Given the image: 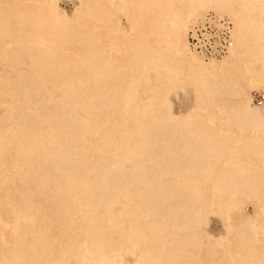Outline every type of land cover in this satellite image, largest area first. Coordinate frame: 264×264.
<instances>
[{"label":"bare ground","instance_id":"6f19581e","mask_svg":"<svg viewBox=\"0 0 264 264\" xmlns=\"http://www.w3.org/2000/svg\"><path fill=\"white\" fill-rule=\"evenodd\" d=\"M256 2L82 0L78 16H71L57 0H10L0 4V53H7L12 63L24 66L16 72V81L34 91L36 97L41 95L49 108L58 103V117L64 115L44 130L41 117L29 105V95L24 100L17 98L11 108L0 111V197L9 196L14 211L3 203L0 206L8 220L5 225L13 223L8 235L13 238V233H19L12 247L0 244V264L62 263L59 255L68 262L70 253L82 251L83 236L88 244L84 248L88 250L110 222L121 233V241L130 245V234L114 210L118 203H133L136 195L150 202L165 199L166 208L150 207L144 225L161 240L167 232L172 241L156 251L146 248L136 264H179L167 260L172 255L185 259L184 264H201L200 254L186 251V239L179 232L170 231L169 226L182 232L195 229L200 235L203 233V212L207 207L205 195L200 192L207 182L216 192L215 209L221 214L232 211L237 226L235 235L244 236L242 226L247 229L252 220L260 218L264 207V168L254 159L234 156L226 169L217 171V162L233 153V149L228 152V139L234 137L222 128L208 129L209 120L202 116L195 120L173 114L168 97L180 81L194 80L198 97L213 95L221 104L224 92L236 84L227 73L238 65L239 58L206 61L188 45V27L211 8L233 17L232 44L242 45L241 49L248 47L249 55L252 51L264 69V20L255 17ZM119 7L127 12L134 26L131 34L122 30ZM260 7L259 15L264 16V7ZM102 30L116 36L120 53L106 48ZM63 48L76 49L69 54ZM253 63H249L251 68L245 64L243 79L248 80V85L263 83L264 92V74ZM5 77L11 80L10 76ZM48 77L54 86L71 88L72 99L84 108V113L65 96L56 97L46 84ZM235 92L240 113L236 119L251 130L242 139L256 154L264 156V105L259 107L255 102V91L250 93L241 87ZM84 95L91 98L94 108L114 110L107 119L97 116L88 121L89 104ZM163 107L162 114L159 109ZM130 119L140 123L137 135L141 136L142 147L136 148L137 143L133 142L135 130L126 129ZM97 121L104 126L102 129L94 127ZM196 127L206 131L198 132ZM9 145L14 146L16 158L9 156ZM16 159L24 167L9 173L6 170ZM127 162L133 165L130 167ZM137 185L142 189L134 191L132 187ZM72 186H76L77 196L71 195ZM51 190L57 209L72 207L68 196H72L74 204H82L85 211L79 227L63 231L51 224L47 228L38 218L37 227L33 223L21 226L24 220L29 221V216L36 218L37 212H45V194ZM88 193L93 194L92 198H88ZM248 203L252 204L253 213H245ZM234 243L241 251L243 264H264V240ZM209 246L213 256L214 242ZM9 249L10 255L5 252ZM217 264L232 262L223 257Z\"/></svg>","mask_w":264,"mask_h":264},{"label":"rangeland","instance_id":"374dc122","mask_svg":"<svg viewBox=\"0 0 264 264\" xmlns=\"http://www.w3.org/2000/svg\"><path fill=\"white\" fill-rule=\"evenodd\" d=\"M7 1L10 2V0H0V4H6ZM59 5L65 9L71 16H78L79 13V6L82 4V0H57ZM3 2V3H1ZM255 17L257 19H263L264 16L259 15L260 6L264 7V0H258L255 4ZM215 13L219 17H226L228 18L231 23L233 24L232 29V37L231 42L228 48V51L226 54L222 56H205L195 49H193L190 45L189 35L191 30L201 22H203L210 14ZM117 15L118 19L121 21L122 24V30L127 32L128 34H131L134 32V26L132 22L129 19V16L126 11H123L120 7L117 9ZM105 39L106 42V48H112V50L116 53H120L122 51L121 47L116 43L115 35L113 33L109 34L107 31L102 30L100 32ZM115 40V41H114ZM187 41L189 48L194 51L196 54H198L200 57L205 59L206 61L215 60V61H231L233 59H238V65H236L233 69H231L230 73L228 74V78H231L233 80H236V84L231 86V91L227 90L223 94V103H216V97L213 95H205L202 96V98L197 96L196 88V82L194 80H186L184 79L182 82L180 81V84L178 83V86H174L169 93V107L173 114L184 117V118H194L195 120L199 119L201 116L204 117L206 120H209L207 122L208 129L211 130H219L220 128L224 129L225 132L230 133L228 139V152L233 149V153H228L222 161L217 162L216 170L220 171L222 169H226L229 165V161L234 156H240L244 158L245 160L250 161L251 159H254L258 161L260 166L264 168V156L260 154H256L254 152L249 143L242 139L243 135L246 133H249L251 130L244 125L243 123L239 122L236 119V116H238L240 113L237 111V103L238 100L237 94L235 92V89L239 90L241 87L246 88L247 90L252 93L255 91L256 93H264L262 90L263 83L255 81L253 84L250 83L248 85V80L243 79V72L242 69L245 70V66L247 65L250 67V62H254V67L260 70L264 74L263 65L261 62L256 61V55L252 54L249 55V49L246 46H243L241 49L240 47L242 45H234L232 44V41H234V19L233 17L228 14V12L225 13V11L216 10L214 8H211V10H207L203 12L202 15L195 18L190 26L187 29ZM116 46V48H115ZM232 46V48H231ZM252 46V45H251ZM13 48H18L16 45H13ZM236 48V49H235ZM76 48L61 49L62 51L69 52V54H72L75 52ZM234 49V50H233ZM245 50V51H244ZM252 50V48H251ZM101 51V50H100ZM239 51V52H238ZM244 51V52H243ZM248 51V52H247ZM240 55H239V54ZM242 54V55H241ZM235 56V57H233ZM238 56V57H237ZM229 58V59H228ZM209 60V61H210ZM27 61L29 59L27 58ZM257 63V64H256ZM246 64V65H245ZM262 65V66H261ZM24 68L23 65H18L17 63H12L10 58H8L7 53L2 52L0 53V111H3L4 109L10 107V104L13 103L17 98H21L24 100L25 95L30 96V103L29 105L34 108L39 116L41 117L42 127L44 130H48L51 128V123L55 122L57 118H64V115H61L58 117L57 111H60V105L55 103L53 106H46L44 103V99L41 95L35 96L34 91L25 88L20 82L16 81L17 74L16 72ZM251 68V67H250ZM5 75H8L11 77V80H9ZM152 76H156L154 73H152ZM48 82L46 83L52 90L54 91V95L56 97H66L69 102L75 104L74 100L72 99L73 94L71 88L68 87H59L54 86L51 81L50 77H48ZM194 86V87H193ZM142 91V89H141ZM83 99L88 102L89 108L87 111L90 112L89 115H87V118L90 121L92 117L101 116L104 119H107L110 115V111L114 110V108H94L91 104L92 100L87 95L83 96ZM256 102V101H255ZM264 102V100H263ZM259 104L258 102H256ZM24 105V104H23ZM76 105V104H75ZM256 105V104H255ZM260 105V104H259ZM263 104H261L259 107H261ZM77 109L84 113V108L81 105H76ZM258 106V105H256ZM165 107L159 109L160 112L164 113ZM5 115V114H4ZM3 115V116H4ZM224 116H229L226 119H222ZM90 126V125H89ZM126 129L133 132L135 130L136 133V139L133 142L137 143L136 148L142 147L140 144V135H137V132L140 129V123L136 122L134 119H130L126 122ZM94 127H98L102 129L104 126L100 123V121H97L94 123ZM196 131H203L205 129L201 127H196ZM68 131H73L71 128H68ZM206 131V130H205ZM3 133H5V128L2 130ZM236 135V136H234ZM88 138L91 139V134L87 132ZM120 136V135H119ZM262 138H264V133L261 132ZM240 141L238 143H235L234 141ZM5 143L7 141L4 140ZM9 156L11 158H16V153L14 152V146L9 145ZM23 162L16 159L13 161L12 166L10 169H7L9 173L14 172L16 173L19 168L24 167L22 164ZM128 166H132L133 164L131 162H127ZM1 180L3 183H6L5 180L1 176ZM209 182L205 183L201 187L204 189L200 193L205 195L206 200V207L204 209L203 214V226H202V234L200 235L197 230H190L185 229L184 232L180 231L178 227L169 226L170 231H177L183 236L186 241L188 242L187 247H183L186 251H189L192 253V255H198L200 254L201 258V264H217L218 260L223 257H228L232 264H243L242 259L240 258L242 256L241 251L238 246L234 243V240L237 242H257L261 243L264 240V225L262 223V219H264V207L261 208L260 214L262 219L256 217L254 220L251 221V224L246 229L242 226L244 230V236H241L242 233H239L240 236L237 234L235 235V232L237 231V226L235 224L233 213L232 211H229L225 214L219 213L215 207H214V200L216 197V192L209 188ZM72 194L77 196L76 186H72ZM134 191H137L138 189H142L141 185H137L132 187ZM209 189V190H208ZM146 194V193H145ZM48 198V208L45 209V212H37V216H29V221H25L22 223L23 225H28L29 223H33L34 227H37V218L42 220L43 225L47 228L53 224L54 228L58 230H68L71 227H79L80 225V219H81V213L85 211V208L82 207V204L73 203L72 196H68V202L72 204V207L68 210L67 208L63 209H57L55 204L53 203L54 198V192L51 190L45 194ZM44 195V196H45ZM147 195H152V193H147ZM45 196V197H46ZM93 194L88 193V198H92ZM0 203H3L4 205H7L10 207L11 211H14V208L12 207V203L10 200V197H0ZM249 208L245 211V213H253V206L251 203H248ZM150 207L155 208H166L165 206V199L159 198L157 201H147L145 197L141 195H136L134 202L130 205L125 206L122 203H118L115 206L114 213L119 216L122 220V227L128 231L130 234V245L124 244L121 241V233L117 229V227L113 223H109L106 225L104 230L102 231V234H97L96 238L93 242L89 244V249H85L84 247L87 244L85 237L83 236V243H81V246L83 247L82 251L79 254H72L70 253L69 257L70 260L67 262L66 259L62 255H59L58 258L63 261L60 263L57 261L56 264H136L140 256L143 254V251L146 248H149L153 251H156L158 249L162 248L163 243L172 244V241L167 238V232H164L162 237L163 240H161L158 237H155L154 233L151 229L146 227L144 225L145 219L150 216L149 209ZM36 211V208L34 209ZM101 211L103 209L101 208ZM122 211H125L122 213ZM25 213V212H24ZM28 213L26 212L25 215ZM72 219V221L70 220ZM74 219V223H73ZM8 222L6 216H4L3 212L1 211L0 206V244H3L4 246L10 245L13 246L12 243L14 242V237H18L19 233L15 232L12 234L14 236L13 238L9 236V232L11 231V228L13 226V223H10L9 225H5V223ZM88 223V222H86ZM19 226V227H21ZM33 227V228H34ZM50 231V230H49ZM77 232L81 234V231L78 229ZM11 233V232H10ZM251 234L254 236L251 237ZM6 237V239H4ZM214 242V248L215 252L213 256L209 254L210 247L209 244L211 242ZM7 254H11L12 251L6 250ZM189 259V257H187ZM167 260L170 261V263H176L178 261L179 264H184L185 259H178L176 256L172 255L167 257ZM151 264H158L157 261H153ZM198 264V263H195Z\"/></svg>","mask_w":264,"mask_h":264},{"label":"built area","instance_id":"2783aa9c","mask_svg":"<svg viewBox=\"0 0 264 264\" xmlns=\"http://www.w3.org/2000/svg\"><path fill=\"white\" fill-rule=\"evenodd\" d=\"M233 24L226 17L210 14L203 22L196 25L190 32L189 40L193 49L209 56H222L227 53ZM262 93H255V101L263 104Z\"/></svg>","mask_w":264,"mask_h":264}]
</instances>
